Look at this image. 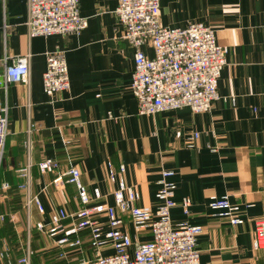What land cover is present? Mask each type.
I'll return each instance as SVG.
<instances>
[{
    "label": "crops",
    "instance_id": "0c3cea01",
    "mask_svg": "<svg viewBox=\"0 0 264 264\" xmlns=\"http://www.w3.org/2000/svg\"><path fill=\"white\" fill-rule=\"evenodd\" d=\"M117 8L118 0H80V13L88 19L80 35L31 38L28 0H0V115L6 108L9 118L0 169V246L8 247L14 260L30 248L32 264L60 261L51 253L62 249L36 226L49 225L60 208L76 211L79 195L73 185L58 190L51 184L55 176L41 173L39 165L52 160L58 172L78 168L83 185L109 195L112 207L120 178L110 180L109 166L116 173L124 166L126 183L140 195L138 206L154 213L163 172L171 171L174 201H191L188 214L179 205L171 220L174 226L203 228L197 238L200 263L264 264V249L253 248L255 223L264 218V0H160L163 27L204 24L227 49L219 99L204 114L184 108L140 116L131 89L135 50L124 39ZM58 50L66 54L71 87L51 98L43 75L47 54ZM143 50L154 56L152 48ZM27 55L30 85L6 88L5 59ZM4 184L10 190L4 191ZM34 197L43 213L36 204L27 205ZM223 198L237 209L240 224L212 208ZM118 213L121 230L134 244L151 241V234L136 231L129 215ZM81 237V252L69 251L60 263L81 264L93 257L89 232Z\"/></svg>",
    "mask_w": 264,
    "mask_h": 264
},
{
    "label": "built area",
    "instance_id": "2783aa9c",
    "mask_svg": "<svg viewBox=\"0 0 264 264\" xmlns=\"http://www.w3.org/2000/svg\"><path fill=\"white\" fill-rule=\"evenodd\" d=\"M124 26V39L135 50V71L132 92L138 102L140 116H154L189 108L194 114L210 112L219 99L218 80L227 64V49L217 42L215 31L204 24H190L183 29H169L161 24L160 0H118L116 10ZM88 26V19L80 13V0H28V34L31 38L52 36H77ZM152 48L153 57H148L143 48ZM4 86L11 84L30 85V55L7 57L4 61ZM43 87L47 96L56 98L71 87L69 69L64 51L47 54V68L43 75ZM0 115V169L4 160L8 137L9 118L7 109ZM109 178H120L119 189L113 192L116 206L108 203L109 195L99 189L89 191L81 181L78 168L58 172L59 164L45 160L40 165L44 175H54L51 184L58 190L66 185L77 188L79 207L76 211L60 208L51 215V223L37 224L36 229L52 239L55 248L62 249L60 258L69 251L81 252L82 232H89L93 257L81 264H201L197 250V238L203 232L200 226L187 223L174 226L171 211L181 205L189 213L191 201L181 204L174 201L175 185L168 182L174 175L163 172L158 193L160 206L157 212L138 206L140 195L124 178L125 168L116 173L110 165ZM26 177L28 170L21 172ZM4 184L3 190H10ZM25 189V186H20ZM36 204L41 213L43 207L37 197L27 200V205ZM212 208L222 211V216L233 225L241 223L227 198L214 200ZM129 215L137 232H148L151 241L134 244L128 233L122 231L119 213ZM107 218L106 224L100 220ZM70 221L69 225L66 222ZM106 228L108 230H106ZM61 236L60 238H57ZM253 248L264 249V218L255 223ZM65 248L67 250H65ZM106 251L111 253L106 254ZM35 252L13 259L6 246H0V264H32ZM233 264V263H225Z\"/></svg>",
    "mask_w": 264,
    "mask_h": 264
},
{
    "label": "rangeland",
    "instance_id": "374dc122",
    "mask_svg": "<svg viewBox=\"0 0 264 264\" xmlns=\"http://www.w3.org/2000/svg\"><path fill=\"white\" fill-rule=\"evenodd\" d=\"M51 255H53V257L55 256L56 258H58L59 260H60V258H59V252L57 251V252H55L54 254L53 253H51ZM70 258V257H69ZM53 259V258H52ZM68 259V258H67Z\"/></svg>",
    "mask_w": 264,
    "mask_h": 264
},
{
    "label": "trees",
    "instance_id": "16d2710c",
    "mask_svg": "<svg viewBox=\"0 0 264 264\" xmlns=\"http://www.w3.org/2000/svg\"><path fill=\"white\" fill-rule=\"evenodd\" d=\"M60 262H65V260L60 259V261L58 262V264H62V263H60Z\"/></svg>",
    "mask_w": 264,
    "mask_h": 264
}]
</instances>
